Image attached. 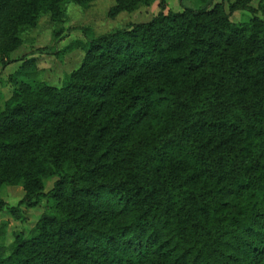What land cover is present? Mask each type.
Returning a JSON list of instances; mask_svg holds the SVG:
<instances>
[{
    "label": "trees",
    "instance_id": "16d2710c",
    "mask_svg": "<svg viewBox=\"0 0 264 264\" xmlns=\"http://www.w3.org/2000/svg\"><path fill=\"white\" fill-rule=\"evenodd\" d=\"M59 1L16 0L9 26ZM178 1L79 41L59 86L32 58L11 76L0 186L15 217L45 203L0 264H264V17Z\"/></svg>",
    "mask_w": 264,
    "mask_h": 264
},
{
    "label": "rangeland",
    "instance_id": "374dc122",
    "mask_svg": "<svg viewBox=\"0 0 264 264\" xmlns=\"http://www.w3.org/2000/svg\"><path fill=\"white\" fill-rule=\"evenodd\" d=\"M219 0H215L217 2ZM227 10L234 0H222ZM16 0H6L0 8V110L12 89L10 79L22 60L32 58L36 78L53 86H59L63 76L79 67L83 56L78 42L130 22L150 18L160 8V0L147 2L133 0H86L78 3L60 0L55 12H38L32 24L9 26L8 17ZM199 0H184L193 5ZM229 19L234 23L246 21L251 16L264 17V0H239ZM123 5V7H122ZM164 10L179 11L178 0H163ZM242 6V7H241ZM7 39L4 38L5 33ZM74 110L64 113L55 121H65ZM55 179L44 180L43 189H49ZM23 195L19 184L0 186V252L6 253L14 234L26 235L40 213L43 202L35 206L19 205L20 217L12 215L7 207L15 206Z\"/></svg>",
    "mask_w": 264,
    "mask_h": 264
}]
</instances>
